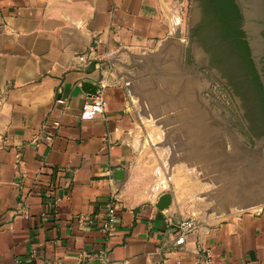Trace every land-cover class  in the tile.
<instances>
[{
  "label": "crops",
  "instance_id": "obj_1",
  "mask_svg": "<svg viewBox=\"0 0 264 264\" xmlns=\"http://www.w3.org/2000/svg\"><path fill=\"white\" fill-rule=\"evenodd\" d=\"M191 2L0 0V264H264V209L196 218L181 235L190 209L152 191L163 180L120 79L165 51L166 73L184 69V41L172 36ZM91 47L87 71L78 56ZM85 81L107 101L91 120L80 117L93 96ZM110 202L118 222L107 237L99 226Z\"/></svg>",
  "mask_w": 264,
  "mask_h": 264
},
{
  "label": "rangeland",
  "instance_id": "obj_2",
  "mask_svg": "<svg viewBox=\"0 0 264 264\" xmlns=\"http://www.w3.org/2000/svg\"><path fill=\"white\" fill-rule=\"evenodd\" d=\"M189 14L188 7L182 26L178 25L172 36L184 41L180 67L187 75H183L184 69H178L177 64L171 69L174 73H170L176 75L175 79L166 73L165 69L172 63L169 51L158 58L136 59L120 71L142 150L149 153L163 180L164 186L153 182L152 191L166 188L176 193L190 209L189 217L197 219H219L230 212L264 209V184H260V175L252 171V166H259L257 156L262 160L264 171V143L255 142L228 93L206 67L184 66ZM154 50L157 46L143 51V56ZM196 75L198 83L195 85L193 77ZM205 106L213 113L211 121ZM204 117L207 123L202 120ZM217 119L226 125L221 124V135L227 141V148L222 154L220 148L214 152L222 155V161L228 162V169L215 164L209 154L198 152V147L207 143L205 124H217ZM225 127L240 137L238 142ZM212 131L219 134L220 129ZM233 144L238 146L236 151Z\"/></svg>",
  "mask_w": 264,
  "mask_h": 264
},
{
  "label": "trees",
  "instance_id": "obj_3",
  "mask_svg": "<svg viewBox=\"0 0 264 264\" xmlns=\"http://www.w3.org/2000/svg\"><path fill=\"white\" fill-rule=\"evenodd\" d=\"M210 12L205 14L208 36L215 41L211 65L231 78L236 92L242 94L251 116L264 134V91L255 73L243 33L238 28L240 15L233 0H206Z\"/></svg>",
  "mask_w": 264,
  "mask_h": 264
},
{
  "label": "water",
  "instance_id": "obj_4",
  "mask_svg": "<svg viewBox=\"0 0 264 264\" xmlns=\"http://www.w3.org/2000/svg\"><path fill=\"white\" fill-rule=\"evenodd\" d=\"M233 1L236 4L241 16L240 30L242 31L243 39L247 44L249 57L252 61L255 73L257 74L259 82L264 91V0ZM195 18V0H192L189 14L188 43L185 49L184 66L206 67L228 93L240 119L246 126L250 135L255 138V142L264 143V138L262 137L264 134L259 132L255 127V123L253 122V120H251V117L246 112V106L244 108L245 111L242 110L241 105L243 102L241 100L240 104V101L237 99V97L239 96L243 100L244 97L242 96V94L236 92L234 83H232L231 78L226 79L228 82L224 81L222 77H219L213 69L209 68L206 65L207 59L204 53L206 49L204 48V46H202V44L194 34L195 26L197 24ZM94 64V61L90 62L87 66V71H92L94 69ZM83 86L88 89L91 95H95L99 92L98 86L93 85L89 81H85L83 83ZM243 105L245 104L243 103ZM244 112H246L247 115ZM170 202L171 194L169 192H165L158 197L155 207L159 210H163L169 206Z\"/></svg>",
  "mask_w": 264,
  "mask_h": 264
},
{
  "label": "built area",
  "instance_id": "obj_5",
  "mask_svg": "<svg viewBox=\"0 0 264 264\" xmlns=\"http://www.w3.org/2000/svg\"><path fill=\"white\" fill-rule=\"evenodd\" d=\"M93 48L91 47L87 53L81 54L78 56V59L84 64H88L92 60ZM107 106V101L101 93H97L92 96L91 101H87L83 104L80 112V117L83 120H91L97 114L102 113ZM59 122L53 121L52 127L58 128ZM16 158H20V154L16 153ZM60 198L58 196L54 197L53 203L58 204ZM105 218L101 222L99 229L107 236L111 237L116 233V227L118 222L117 210L112 202L108 203L105 207L104 212ZM86 218L84 216H79L77 222L82 225L84 224ZM195 217H188L182 220L179 224L181 235L183 236L188 231H190L195 226ZM90 222V221H89ZM50 264H63L61 261H54Z\"/></svg>",
  "mask_w": 264,
  "mask_h": 264
},
{
  "label": "bare ground",
  "instance_id": "obj_6",
  "mask_svg": "<svg viewBox=\"0 0 264 264\" xmlns=\"http://www.w3.org/2000/svg\"><path fill=\"white\" fill-rule=\"evenodd\" d=\"M183 40V39H182ZM175 76L176 75H173V76H171V77H173L174 79H175ZM205 108H206V110L205 111H207L208 112V114H209V116H210V121L212 120V119H214V116H213V113H212V111L210 110V109H208L207 108V106H205ZM195 119V118H194ZM197 119H198V117H197ZM202 120H204V121H206L207 119H205V117L204 118H202ZM200 122H201V120H199ZM208 121V120H207ZM207 121H206V123H207ZM202 123V122H201ZM203 123H205V122H203ZM216 123L217 124H212V125H210V124H205L206 126H207V128H208V131H206L207 132V134H206V136H205V140H207V143L206 144H204V146H202V145H200L199 147H198V152H200L202 155H207V154H209L211 157H212V159H213V161H215L216 163L215 164H220V166L221 167H223L224 168V166H225V169H228V162H225V161H222V155H220L219 156V154H217V153H215L214 151L216 150V149H218V148H220V149H222V151H221V154L224 152V151H226V140H225V138H224V136L223 135H221V130H223V129H221V124H223V122L219 119H217V121H216ZM204 125V126H205ZM223 125H225V124H223ZM226 126V125H225ZM216 128H219L220 129V132H219V134H217L216 133V131L215 132H213L212 131V129H216ZM226 128V127H225ZM227 129V131H228V128H226ZM228 133L229 134H231V137H234L233 139H235L237 142H238V140L240 139V137L239 136H236V135H234L235 133H233L232 131L231 132H229L228 131ZM209 134V135H208ZM209 142V143H208ZM235 142V141H234ZM209 144V145H208ZM230 144V143H229ZM232 144V143H231ZM208 145V146H207ZM228 146V145H227ZM239 146H240V144H239ZM231 148H232V146H230ZM236 147L238 148V146L236 145V144H233V148H234V151H236ZM230 148V149H231ZM242 149H243V147H242ZM238 150H240V149H238ZM231 151H233V150H231ZM233 151V152H234ZM212 152V153H211ZM220 152V151H219ZM226 153V152H225ZM230 152H228V154H229ZM227 154V155H228ZM230 155V154H229ZM257 160H259V162H258V164H259V166L258 167H255V166H252V171H254L255 170V172H256V174H257V176L258 175H260L259 176V181L261 182L260 184H264V171H263V164H262V160L260 159V157H258L257 156ZM226 159V158H225ZM231 160V159H230ZM234 161V160H233ZM256 161V160H255ZM261 161V162H260ZM240 162V161H239ZM235 163V162H234ZM233 163V164H234ZM241 163V162H240ZM224 165V166H223ZM235 165V164H234ZM240 166V165H239ZM251 166V165H250ZM227 167V168H226ZM222 168V169H223ZM242 168V167H241ZM236 169V168H235ZM226 171V170H225ZM250 172V171H249ZM248 172V173H249ZM252 174H254V173H252ZM243 176H244V173H243ZM255 176V175H254ZM252 177V176H251ZM246 178V177H245ZM244 178V179H245ZM243 179V180H244ZM247 181H248V179H247ZM244 184V183H243ZM258 184V183H257ZM244 185H246V184H244ZM247 186V185H246ZM249 188V187H248ZM257 201V200H256Z\"/></svg>",
  "mask_w": 264,
  "mask_h": 264
},
{
  "label": "flooded vegetation",
  "instance_id": "obj_7",
  "mask_svg": "<svg viewBox=\"0 0 264 264\" xmlns=\"http://www.w3.org/2000/svg\"><path fill=\"white\" fill-rule=\"evenodd\" d=\"M233 3H234V1H233ZM195 9H196V18L195 19H196L197 24L195 26L194 34L196 35V37L198 38V40L202 44V46H204V48L206 49V51H204V53L206 55V59H207L206 65L209 68L213 69L219 77H222L224 79V81H227L226 79L228 77L223 75L222 69H220L214 65L213 66L211 65L212 59L214 58V52L211 50V47H212V45L215 44V41H213L212 38H210V36H208L207 30L205 29L208 23L203 22L205 14H208V12H210L211 9H209L206 0H195ZM237 10H238V8H237ZM238 13H239V11H238ZM238 23H239L238 28L240 30L241 16H240ZM234 97H235V95H234ZM237 99L240 101V104H241V100L245 104L244 100L241 97L238 96ZM243 103H242V105H243ZM242 105H241L242 110L245 111L244 108H245L246 104L243 106ZM246 112L251 117V120H253V122L256 123L255 120L253 119V117L251 116V113H250L247 106H246ZM246 112H244V113H246ZM247 113H246V115H247ZM255 127L258 128V126H256V125H255ZM262 137L264 138V135Z\"/></svg>",
  "mask_w": 264,
  "mask_h": 264
}]
</instances>
